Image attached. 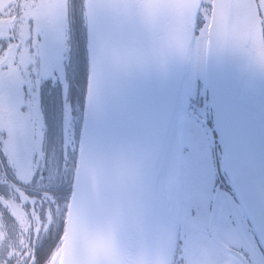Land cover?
<instances>
[{
  "label": "water",
  "instance_id": "1",
  "mask_svg": "<svg viewBox=\"0 0 264 264\" xmlns=\"http://www.w3.org/2000/svg\"><path fill=\"white\" fill-rule=\"evenodd\" d=\"M66 2L48 4L49 21L61 34ZM209 3L203 66L208 108L231 193L264 255V199L244 139L247 131L264 169L262 22L256 0ZM203 7L204 0H83L84 105L62 234L46 264L173 263L190 72ZM252 59L257 97L248 86ZM131 95L135 117L113 122L112 113L125 110ZM97 122L104 133L95 131ZM167 192L166 233L153 242L156 194L163 201Z\"/></svg>",
  "mask_w": 264,
  "mask_h": 264
},
{
  "label": "flooded vegetation",
  "instance_id": "2",
  "mask_svg": "<svg viewBox=\"0 0 264 264\" xmlns=\"http://www.w3.org/2000/svg\"><path fill=\"white\" fill-rule=\"evenodd\" d=\"M258 1L264 11V0ZM82 3L67 0L61 34L48 26L47 0H0V70L10 67L16 75V88L5 84L1 116L0 264H46L62 234L86 85ZM202 11L198 28L209 16ZM188 110L185 153L197 154L187 168L197 167L200 188L206 185L207 191L200 199V188L197 197L192 184L184 187L172 264L264 262L223 170L206 89L202 96L191 92ZM202 128L208 154L198 141ZM25 142L29 150L22 153Z\"/></svg>",
  "mask_w": 264,
  "mask_h": 264
},
{
  "label": "rangeland",
  "instance_id": "3",
  "mask_svg": "<svg viewBox=\"0 0 264 264\" xmlns=\"http://www.w3.org/2000/svg\"><path fill=\"white\" fill-rule=\"evenodd\" d=\"M205 2H207L208 0H204ZM50 3V0H47V4ZM256 7L257 10L259 11V16H260V21L261 18L263 17V21H264V11L261 8V5L259 3L258 0H256ZM48 9V7H47ZM203 9V8H202ZM210 7H206V11L209 12ZM49 12V11H48ZM201 17L202 19L205 18V13L203 11H201ZM209 14V13H208ZM262 22V21H261ZM47 23L50 29L52 30H59L58 29V25L53 24L51 21H49L48 15H47ZM206 23V20H205ZM204 23V26L199 27L197 29V33H196V38L194 41V51H193V60H192V68H191V72H190V94H189V99L191 98V92H193L195 90V93L197 92L198 95L202 96L204 94L205 91V77H204V60H205V43H206V35H205V27L206 24ZM207 28V27H206ZM56 42V41H55ZM57 43V42H56ZM15 79H16V75L15 72L13 71V69H11L10 67H8V70L3 72L2 70H0V129L4 128V123L3 120L1 119L2 116V112H3V106L6 100L5 97V92H6V86L5 84L10 83V85H14L15 86ZM16 88V86H15ZM188 119V118H187ZM199 133V138L198 141L200 142V148L202 146V148L204 149V151L208 154L207 149L209 150V146H208V141L206 140L205 137V130L202 128V130H198ZM191 131H190V124L189 121H187V126H186V135H185V146H184V156H183V179H182V195H183V200L184 197L186 196L185 193V185L186 183L192 184L193 188L195 189V195L198 197L197 195V191L199 190V188L202 185V182L200 181V173L197 169V167H189V163L188 160L192 158H195L197 152H195V154L191 153H185L186 150L190 149L189 147V140L191 138L190 136ZM198 137V136H197ZM188 138V140H187ZM210 156H211V152H210ZM201 190V198L200 199H205L206 198V185H204V187L200 188ZM183 203V201H182ZM259 264H264V262H261Z\"/></svg>",
  "mask_w": 264,
  "mask_h": 264
},
{
  "label": "bare ground",
  "instance_id": "4",
  "mask_svg": "<svg viewBox=\"0 0 264 264\" xmlns=\"http://www.w3.org/2000/svg\"><path fill=\"white\" fill-rule=\"evenodd\" d=\"M231 36H230V65L232 69V75L237 78L236 76V71H235V33L234 29L232 27L231 31ZM252 66L250 70V78H249V83L248 86L250 88V91L252 92L253 96L257 97V86H256V75H255V62L254 59H252ZM246 131V130H245ZM244 139L246 140V146L248 150V155H249V160H251V166H252V171L254 174V179L257 183V187L259 188V191L262 194V197L264 199V169L261 168L258 164V161L255 160L254 156V151L252 150V143L251 139L248 136V133L246 131ZM174 136L172 137L171 141V146L174 145ZM168 177V176H167ZM165 176V178H167ZM156 202H155V212H154V222H153V231H152V241L154 242L159 239V237L163 238L164 234L166 233V222H167V215H168V210L166 209V205L169 203L171 196L167 192L165 195V200L163 199L162 201V196L156 194ZM160 238V239H161Z\"/></svg>",
  "mask_w": 264,
  "mask_h": 264
},
{
  "label": "snow or ice",
  "instance_id": "5",
  "mask_svg": "<svg viewBox=\"0 0 264 264\" xmlns=\"http://www.w3.org/2000/svg\"><path fill=\"white\" fill-rule=\"evenodd\" d=\"M69 103H71V101H69ZM136 103H137V99H136L135 95L129 96L127 103H126V106H125V110L114 111L111 115L112 121L115 123H120V122H123L124 120L134 118L135 117ZM95 131L98 134H102L106 131V127L102 122H97L95 125ZM28 150H29V145L27 144V142L23 143L21 145L22 153H27ZM58 173H59V168L57 165V166H55V171L53 172L52 178L57 179Z\"/></svg>",
  "mask_w": 264,
  "mask_h": 264
},
{
  "label": "trees",
  "instance_id": "6",
  "mask_svg": "<svg viewBox=\"0 0 264 264\" xmlns=\"http://www.w3.org/2000/svg\"><path fill=\"white\" fill-rule=\"evenodd\" d=\"M209 4H210V3H209V0H208L207 2L204 1V7H203V8L206 9V7H209ZM206 13H208V12L206 11ZM57 243H58V242H57ZM57 245H58V244H57ZM57 245H56V247H57ZM56 247H55V248H56ZM55 248H54V249H55ZM53 251H54V250H53ZM53 251H52V252H53ZM52 252H51V253H52ZM47 262H48V261H47ZM47 262H46V263H47Z\"/></svg>",
  "mask_w": 264,
  "mask_h": 264
}]
</instances>
